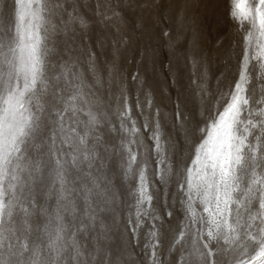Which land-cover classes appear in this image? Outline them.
I'll use <instances>...</instances> for the list:
<instances>
[{"label":"snow or ice","instance_id":"1","mask_svg":"<svg viewBox=\"0 0 264 264\" xmlns=\"http://www.w3.org/2000/svg\"><path fill=\"white\" fill-rule=\"evenodd\" d=\"M0 264H264V0H0Z\"/></svg>","mask_w":264,"mask_h":264},{"label":"rangeland","instance_id":"2","mask_svg":"<svg viewBox=\"0 0 264 264\" xmlns=\"http://www.w3.org/2000/svg\"><path fill=\"white\" fill-rule=\"evenodd\" d=\"M232 29V30H231ZM235 31V32H234ZM232 32V33H231ZM229 34L230 35H235L236 34V29L235 28H230L229 29ZM236 40H239V36H236ZM233 43L235 44V41H233ZM240 48L237 46V47H235V51H236V53L238 54L239 52H240ZM235 63H236V61H235V57L233 58V65H234V67H235Z\"/></svg>","mask_w":264,"mask_h":264},{"label":"bare ground","instance_id":"3","mask_svg":"<svg viewBox=\"0 0 264 264\" xmlns=\"http://www.w3.org/2000/svg\"><path fill=\"white\" fill-rule=\"evenodd\" d=\"M232 30V29H231ZM235 32V31H234ZM232 33V32H231Z\"/></svg>","mask_w":264,"mask_h":264}]
</instances>
